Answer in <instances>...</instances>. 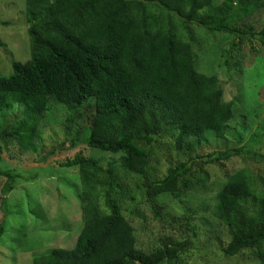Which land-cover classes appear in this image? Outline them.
Returning <instances> with one entry per match:
<instances>
[{"label":"trees","instance_id":"1","mask_svg":"<svg viewBox=\"0 0 264 264\" xmlns=\"http://www.w3.org/2000/svg\"><path fill=\"white\" fill-rule=\"evenodd\" d=\"M261 9L264 0H26L31 58L14 63L13 75L0 72V111L16 120L0 132L3 221H8L9 196L22 178L17 173L22 167H10L4 159L7 142L37 151L43 128L60 121L58 112L67 114L73 155L48 162L66 152L63 146L53 147L43 161L79 170L83 211L74 246H55L34 256L32 264H181L198 237L190 218L196 209L186 207L188 216L172 217L183 241L167 239L149 253L138 249L132 222L116 201V166L142 181L148 202L164 208L159 198L173 196L191 206L189 193L199 192L208 181L207 174L194 177L198 161L225 165L241 153L228 149L198 156L170 168L159 180L151 172L157 144L174 140L176 151L197 150L211 136L224 139L235 117L234 103L223 102L218 77L198 71V53L172 34L170 24L225 35L232 50L252 41L264 48V28L251 25ZM153 12L166 16L169 28L162 24L155 30L148 21ZM79 121L87 125L71 127ZM249 169L220 180L213 214L231 239L221 249L225 258L249 254L255 264H264V180L257 186ZM29 214L34 215L32 210ZM25 226L23 236L28 237ZM5 233L1 221L0 243Z\"/></svg>","mask_w":264,"mask_h":264},{"label":"rangeland","instance_id":"2","mask_svg":"<svg viewBox=\"0 0 264 264\" xmlns=\"http://www.w3.org/2000/svg\"><path fill=\"white\" fill-rule=\"evenodd\" d=\"M152 14H149L148 21L155 30L162 24V28H169L166 16L158 12ZM251 25L259 30L264 28V10L253 15ZM169 29L178 39L191 44L198 56L200 55V60L197 56L196 62L198 71L218 77L223 90V102L234 103L235 117L224 139L211 136L197 150L186 148L176 151L174 140L166 142V145L157 144L151 162L154 178L163 179L170 168L198 156L228 149H236L241 153L226 161L225 165H203L198 161L193 167L194 177L202 178L207 174L208 181L206 186L199 187V192L189 193L194 197L186 199L191 202V206L173 196L159 198L160 202L166 203L164 208L157 206L158 203L148 202L141 192L142 181L136 176L127 175L117 165L120 192L116 195V201L123 216L132 222L138 239V249L144 252L155 251L167 239L183 241L177 226L171 224L172 217L188 216L184 214L186 207H194L196 213L190 218L193 225L198 227V237L193 241L190 250L183 255L181 264H255L254 259L247 253L230 259L224 257L222 246L227 245L231 239L227 228L215 218L213 208L220 190V180L243 168L253 170L249 169L253 180L257 181V186L264 180V48L259 42L252 41L243 44L240 49L232 50L225 35H210L202 30L184 29L177 22L170 24ZM31 48L32 37L26 20V0H0V72L5 76L13 75V64L29 61ZM207 49H210L209 53L206 52ZM208 55L212 58L211 61ZM139 84L136 86L141 89ZM51 114L55 115V111ZM56 115L60 121L43 128L42 145L37 151L24 150L16 142H7L4 159L10 167H22L17 170L22 178L17 180L15 189L9 196V215L6 222L3 221L0 193V223L2 221L4 227L6 226L4 240H8L7 244L3 243L4 240L0 243V264H32L34 256L44 254L55 246L69 249L74 246L76 236L83 228L79 170L53 164L47 166V161H43L53 147L57 150L63 146L66 152L48 158V162L64 159L65 155H73L70 142L74 137L66 124L67 114L58 112ZM15 121L0 111V132L8 130ZM83 124L87 125V121L72 123L71 127H82ZM165 140L162 142L165 143ZM92 154L101 153L92 151ZM5 182L6 178L0 176V192ZM30 210L34 215L29 214ZM39 215L42 219H39ZM46 220L50 221L46 223ZM24 224H28L25 227L30 229L28 237L23 236ZM12 234L16 237L9 245Z\"/></svg>","mask_w":264,"mask_h":264},{"label":"clouds","instance_id":"3","mask_svg":"<svg viewBox=\"0 0 264 264\" xmlns=\"http://www.w3.org/2000/svg\"><path fill=\"white\" fill-rule=\"evenodd\" d=\"M28 62V61H27ZM27 62H25V63H27ZM24 64V63H23Z\"/></svg>","mask_w":264,"mask_h":264}]
</instances>
